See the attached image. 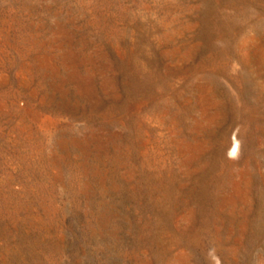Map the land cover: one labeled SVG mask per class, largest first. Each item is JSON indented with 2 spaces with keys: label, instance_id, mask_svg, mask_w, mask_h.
<instances>
[{
  "label": "rangeland",
  "instance_id": "rangeland-1",
  "mask_svg": "<svg viewBox=\"0 0 264 264\" xmlns=\"http://www.w3.org/2000/svg\"><path fill=\"white\" fill-rule=\"evenodd\" d=\"M0 264H264V0H0Z\"/></svg>",
  "mask_w": 264,
  "mask_h": 264
}]
</instances>
